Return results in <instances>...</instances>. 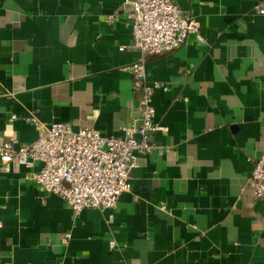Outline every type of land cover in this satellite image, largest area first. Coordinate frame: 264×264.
Here are the masks:
<instances>
[{
	"label": "crops",
	"instance_id": "crops-1",
	"mask_svg": "<svg viewBox=\"0 0 264 264\" xmlns=\"http://www.w3.org/2000/svg\"><path fill=\"white\" fill-rule=\"evenodd\" d=\"M132 1L0 0V146L54 122L105 137L137 125ZM173 1L202 39L143 57L147 83L167 86L153 95L165 130L130 190L114 209L75 214L28 179L39 163L0 164V264H264V203L249 182L264 153V0Z\"/></svg>",
	"mask_w": 264,
	"mask_h": 264
},
{
	"label": "built area",
	"instance_id": "built-area-1",
	"mask_svg": "<svg viewBox=\"0 0 264 264\" xmlns=\"http://www.w3.org/2000/svg\"><path fill=\"white\" fill-rule=\"evenodd\" d=\"M131 3L126 17L132 47L140 53L130 67L133 88L141 93L137 125L123 129L121 137H105L93 128L74 129L68 123L54 122L29 145L15 149L14 139H9L0 146L1 167L15 162L32 170L39 163L40 168L31 171L28 179L59 196L75 214L85 209H114L119 196L130 190L129 176L138 156L153 149L152 134L165 130L154 122L153 95L156 90L166 91L167 86L158 81L147 83L143 57L172 52L190 34L202 39L199 23L183 16L173 0ZM116 17L113 13L105 20L112 23ZM249 182L253 199L264 203V153L254 161ZM108 247L113 249L115 243L109 241Z\"/></svg>",
	"mask_w": 264,
	"mask_h": 264
}]
</instances>
